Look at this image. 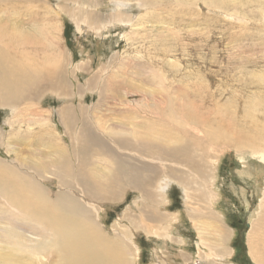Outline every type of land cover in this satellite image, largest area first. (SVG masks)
<instances>
[{"label": "rangeland", "instance_id": "1", "mask_svg": "<svg viewBox=\"0 0 264 264\" xmlns=\"http://www.w3.org/2000/svg\"><path fill=\"white\" fill-rule=\"evenodd\" d=\"M31 1L21 0L0 6V19H5L8 27L11 26L7 18L9 12L15 11L17 28H22L23 32L29 31L31 35L28 41H24V34L18 36L15 32L3 30V43L8 42L10 50L15 49L17 61L22 59V63L26 61L36 70H41L39 77L43 79L39 87L32 88L31 96H25L16 106H0V186L6 182L14 183L4 178V170L19 172L23 167L31 173V166L37 168L42 162L48 164L57 161L59 158L56 153L60 146L67 147L72 143L74 154L71 157L69 153L70 162L79 164V143H76L79 136L75 131L80 129L81 132L84 121L93 123L90 126L97 135H102L100 129L103 128L104 134L110 135L111 140L126 142L128 138L130 140L131 133L125 129L134 126L141 130L140 125H137L140 121L144 120L145 128L151 132H155L157 126L162 124L160 119H163L162 125L173 129L177 126V120H189L182 110L186 109L190 115L189 110L193 108L198 116L199 131L189 129L190 136L181 141L189 143L190 140V147L196 150L202 147L195 145L197 142L194 139L204 137L206 130L234 125L231 129L237 136L250 132L255 126H264V0H152L153 3L146 8L135 1L122 0L131 4L123 10H127L130 24L125 28H105V31H97V27L107 26V20L115 10V4L110 0H47L54 13L51 15L44 13L43 1ZM72 17L76 18L77 28ZM88 18L91 21L86 23L84 19ZM128 18L122 16V19ZM86 24H92L91 28L88 29ZM58 28H61V34L60 30L56 31ZM47 32H51L49 37L55 40V46L57 41L60 45L62 63L59 69H64L60 82H55L54 76L49 74L51 66L45 68L43 63L46 58H51V46L44 36ZM10 41H19V45L17 42L11 44ZM23 42H27V45ZM159 72L163 73L165 79L163 86L158 83V78H153ZM54 83L57 89L58 86H64L63 96H60L63 98L59 99L55 90L53 93ZM259 103L263 104L261 109H253L252 114H247L253 106L259 107ZM66 106L72 107L76 114L72 137L61 124L58 112L60 107ZM81 109L84 112L80 114ZM248 116L257 118L254 127ZM151 121L157 125H152ZM171 121H175L174 125ZM48 123L50 126L47 125L48 129H45L43 126ZM107 140L111 142L110 138ZM175 143H178L176 139L166 143L157 138L154 146L147 151L148 156L163 157L165 166L170 167V163L166 162L168 159L179 160L183 156L182 152L169 151ZM210 144L202 145L206 147L204 153L199 149L197 154L191 151L195 155L194 160H197L199 153L200 156L204 155V166L208 170L207 177H210L206 184L189 186L192 199L185 200L181 187L173 180L166 194L161 196L154 191V202L163 205L169 217L168 221L156 227L162 236H154L150 232L146 234L143 230L131 227L127 216L131 210L130 214L137 215L131 204L134 196H137L133 187L124 184L121 191L114 190V200L108 197L101 203L94 202L99 220L95 219L109 238L115 239L118 234H131L132 239L127 240L131 249L128 255L131 264L197 262L196 256L200 252L204 254L207 244H210L205 243V239L212 243L217 240L220 242L217 231H213L214 226L225 230L222 236L224 241L221 244L217 242V253L223 251L222 254L227 256L224 264H264V228H261V223L264 226V202L258 214L260 220L253 226L255 232L251 233L246 224L250 213L260 203L259 194L256 195L253 180L241 182L236 173L242 167L241 160L256 165L259 162L248 151L237 148L238 145L218 139ZM93 148V153L97 154V148ZM95 154L90 156L89 168L96 166L99 175L111 172L107 162H98L99 157H106ZM74 155L78 157L77 163ZM149 161L148 166H152L154 171L156 165L153 160ZM52 165L45 169L40 167L44 169L40 171L47 177V180L44 178L45 188L57 192V180L51 177L58 171ZM153 171L144 176L148 182L147 188L152 192L161 176L159 169ZM258 178L257 181H261ZM234 187L244 188L245 199L236 194ZM193 209L207 214L203 213L198 220L191 222L188 215L198 214ZM16 212L0 197V230L20 232L22 218L16 217ZM123 215H126V219L121 218ZM172 215L178 219L172 221ZM199 229H204L203 236H200ZM25 235L33 241L39 239L29 233ZM180 239L184 240V245L180 244ZM249 240H257L254 244L257 246V258L248 255ZM2 248L7 250L8 246L0 243V250ZM175 250L181 251L178 253ZM46 260L40 259L42 263H46ZM49 261L52 263L51 259Z\"/></svg>", "mask_w": 264, "mask_h": 264}, {"label": "bare ground", "instance_id": "2", "mask_svg": "<svg viewBox=\"0 0 264 264\" xmlns=\"http://www.w3.org/2000/svg\"><path fill=\"white\" fill-rule=\"evenodd\" d=\"M16 1L21 0H0V6L13 4ZM33 1L36 0H32L31 2ZM39 1H43L45 5L44 13H46V15L54 14L48 6L47 0ZM58 1L60 2V0ZM132 1L137 2L138 5H141L145 8L150 7L149 5L153 3L152 0ZM154 1L158 2L159 0ZM208 1L212 2L213 0H204V2ZM110 2L115 4V10L113 14L110 15V19L107 20V26H98L97 31H102L101 29L105 31V28L112 27L125 28L127 24H130V20L126 15L127 10H123L131 4L123 2L122 0H110ZM89 7L90 4L87 8ZM9 13L10 15L7 18L8 21L11 22V26L8 27L5 24V19H0V106H2V108L8 106H16V104L18 102L20 103V101L26 98L27 95L28 97L31 96L30 93L32 91V88L39 87L41 81H43V79L41 80V78L39 77V73L41 70H36L26 61L22 63V59L17 61L16 57L18 56L14 54L15 49L10 50V48L8 47L9 43H3L4 36L1 35V33H3V30L10 33L15 32L18 36H23L24 34V41H28V39L31 37L29 31L23 32L22 28H17L15 21L16 12L10 11ZM122 16H126L128 19H122ZM74 19L76 18H73L72 21L77 28V21H75ZM84 21H86V23H89L91 19H84ZM91 25H87L88 29L91 28ZM60 29L61 28H58L56 29V31L58 32ZM44 36L48 45L51 46V49L49 51L51 58H46L43 61L44 66L45 68H47L50 65L51 68L48 69L49 74H52L54 76L55 82H57V80H59L58 82H60L61 80H63L62 70H64L63 68L59 69V65L62 63V57L60 56V45L58 46L57 41L55 46V40H50L49 36H51V32L45 33ZM2 43L3 46H1ZM15 43L18 44L19 41L11 42V44ZM23 44L27 45V42H23ZM53 76L51 78H53ZM153 78H158V83L160 84V86L164 85L165 79L163 73L159 72L156 74V76L154 74ZM63 88L64 86H58V89L55 88L54 83L53 93L55 90V92L59 94V99L63 98L60 97L63 96ZM260 104L261 103H259V105ZM262 107L263 104H261L259 107L253 106L251 110L249 109L247 111V114H252L254 110L261 109ZM58 110L61 124L64 126L67 132H70L71 137L72 135L74 136L72 125L74 124L76 119L75 111L72 107L69 106L60 107V109ZM186 111V109L182 110V112H185L187 118L189 117V120L179 122L177 119H175L177 120V126L173 129L162 125L163 119H160L162 124L157 126L155 132H151L150 129L145 128L146 126L143 124L144 120L142 122L140 121L137 125H140L141 130L136 129L134 126L130 129H125L126 132L130 131L131 135L129 137L132 138H130V140L128 138V141L126 142L121 140L116 141L115 139L111 140L112 138L110 135L104 134L105 130L103 128L100 129L101 131L99 130L102 135H97L96 132L93 131V128L90 126L93 123L84 121L82 126L81 124L79 125L81 126V132L79 133L80 127L78 128L79 130L77 129L78 132L75 131L77 136H79L77 138L78 140L76 141V143H79V147L76 145L79 150L75 148V150L79 151V164L74 165L70 162V155H72L71 157H73L74 154L71 149L73 148V144L71 143V146H60L59 151L56 153L59 158L57 161H51L52 163L48 162V164L42 162V165L37 168L31 166L32 169H29L31 173H28L26 171L27 169L24 170L23 167V171L20 169L19 172L14 170H4V178L7 181H13L14 183L11 184L10 182H6L5 184H3V186H0V197L2 199H5V203L9 208L17 211L16 217H21L22 221L19 223L20 232H17L13 229L0 230V243L8 246L7 250L3 248L0 250V264H131V260L128 258V255L131 254V249L129 245H127V240L132 239L131 234H118V237H116L115 239L109 238L107 234L102 231V225L97 221L99 220L96 213L97 209L94 208L93 204L94 202L95 204H97L101 203L102 200H108V197L114 200L116 198V193L114 190L121 191L122 186L124 184H127L130 187H133L135 189V192L137 193V196H134V199L132 198L134 201L131 203L133 205V211L135 210L134 213H136L137 215L133 216V214H130V212L132 211L131 210L127 216V220L129 221L131 227L134 230H143L144 232H146V234H149V232L154 236L159 234L156 227H158V225L162 222L168 221L169 217L168 212L165 210L164 206L160 203L158 204V202L157 204L154 202V199L156 198L154 191H157L162 196V194H166L168 188L171 186V182L177 181V184H179L182 189L184 199L189 201L190 199H192V195L190 196L189 193V186L206 184L207 180L210 178L207 177L208 170L204 166V155L200 156L199 153V156H196L197 160H194L195 155L191 152L194 151L197 154V150L199 148L197 150L194 147V149L191 148L190 140L189 143L185 140L181 141L182 138H188V136H190L189 129H193V131H195L198 130L199 126L198 116L196 115L194 109L191 108L189 110L191 113L190 115H188ZM79 112L81 114L84 112V110L81 109ZM148 113L153 112L149 111ZM255 116H258V114H256ZM255 116H248L251 119V126L253 127L257 123V118ZM174 122L171 121L173 125ZM151 124L157 125L154 124L153 121H151ZM47 125L50 126V124L48 123L44 124L43 127L45 129H48ZM233 126L234 125H229V129L225 127L222 128L221 126L212 128L208 131L205 129L206 131H203V134H205L204 137L195 138L194 141L196 140L197 142L195 145L198 144L199 147H202L199 149L201 153H204L206 148H204L202 145H209L210 143H214V141L218 139L227 143H231L235 146L238 145L236 146L237 148L248 151L252 154L253 157L258 160L259 164L257 165L252 164V162L250 163L241 160L242 167L241 169L236 170L238 178L242 180L241 182L245 183L251 180L255 182L256 195L259 194L260 203L257 205L255 210L250 213L247 223L249 226L248 230H250L249 232L254 233L255 230L253 226L258 220H260L258 214L262 209L261 206L264 202V126H260V128L258 126H255L250 132L246 131L243 132L245 134H239L237 136L236 133L233 132V129H231L233 128ZM98 127H100V125ZM179 127H182V129ZM202 127L206 126L202 125ZM202 127L200 128L202 129ZM85 137H88L89 139ZM109 138L111 142L107 140ZM154 138H159V141L163 139L166 143H171V139H176L178 143H175L169 151L182 152V159H168L166 162L170 163L171 166L169 167L168 165L167 167L164 164L165 161L163 160V157L159 156L157 158L154 156V158H151L152 156H148L149 153L147 151H149L150 148L154 146V140H156ZM167 139H169L170 141ZM73 140L74 139L72 138V141ZM93 147L97 148V154L93 153ZM122 151L124 152L123 154ZM89 153L105 156V159H101L99 157V160L98 158L97 160L98 162H107V165L110 166L108 169L112 171L104 175H99L96 166H94V168H89L91 158L90 156L92 155H90ZM149 159L153 160V163L156 165L154 171L156 172L157 169H159V175H161L158 177L153 192L149 188H147L148 182H146L144 178L145 174L149 175L148 172L153 171L152 166H148V163L150 162ZM74 160L77 163L78 157L75 155ZM137 162L139 163L136 167ZM51 164H53L52 167L56 166V170L58 171H55V175H53L52 177L50 176L51 179L57 180L55 186L57 192L49 191L50 189L48 190L45 188L44 183L46 181L44 182V180L47 177H45L43 171H40L44 170L47 166L51 167ZM24 166L30 167L27 165ZM40 167L44 169H40ZM26 173L31 176L26 175ZM177 173L178 175H176ZM258 177H260L261 181H257ZM234 191L237 195L239 194L243 199H245V190L243 187H239L236 189L234 187ZM210 195L212 196L213 194ZM137 201L144 203V205L138 203ZM245 204L247 207H249L246 201ZM153 207H156V209H153ZM193 211L198 214H193L191 216L188 215L191 219V222H194L195 219L198 220V218L203 215V213H205L200 212V210L196 211L193 209ZM201 211L204 210L201 209ZM144 212H151L152 214L147 215ZM190 213H192L191 209ZM123 216L121 218L126 219V215ZM175 219V215H172L171 220L173 221ZM151 223H153L154 225ZM148 227L149 229H147ZM120 228H123V226ZM150 228H152L153 230L150 231ZM261 228H264L262 223ZM202 230L204 229H199L200 236H203V233H205V231ZM213 231H217L218 239L220 240V242L224 241V238L222 236H224L225 230L223 227L214 226ZM25 233H29L38 237V241L28 239ZM259 235L261 236L262 234L260 233ZM204 237H206V235ZM181 239L179 242L180 244L184 245V240ZM205 240V243L210 244H207V251L204 252V254H200L201 252L198 250V252L200 253L196 257L198 258L199 262L197 261V263L196 260H191L186 264H224L226 262L227 256L222 254L223 251L220 254L217 253V242H220L217 240L216 242L212 243L208 242L207 239ZM256 241L257 240H249L247 242V244L249 245L248 255L252 258H257V246L254 245ZM252 244L253 246H251ZM205 248L206 246L204 247V249ZM231 250L232 249H230V251ZM41 258H46L48 259V261L46 260V263H42L40 261ZM49 259H51L52 263L49 261ZM228 264L231 263L228 262Z\"/></svg>", "mask_w": 264, "mask_h": 264}, {"label": "water", "instance_id": "3", "mask_svg": "<svg viewBox=\"0 0 264 264\" xmlns=\"http://www.w3.org/2000/svg\"><path fill=\"white\" fill-rule=\"evenodd\" d=\"M248 225L246 224V227H247Z\"/></svg>", "mask_w": 264, "mask_h": 264}]
</instances>
